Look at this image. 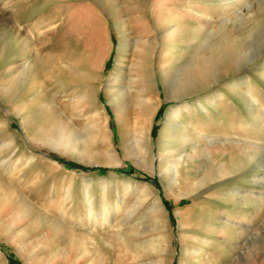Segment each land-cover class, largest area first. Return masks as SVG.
Listing matches in <instances>:
<instances>
[{
    "label": "rangeland",
    "instance_id": "rangeland-1",
    "mask_svg": "<svg viewBox=\"0 0 264 264\" xmlns=\"http://www.w3.org/2000/svg\"><path fill=\"white\" fill-rule=\"evenodd\" d=\"M0 264H264V0H0Z\"/></svg>",
    "mask_w": 264,
    "mask_h": 264
},
{
    "label": "bare ground",
    "instance_id": "bare-ground-1",
    "mask_svg": "<svg viewBox=\"0 0 264 264\" xmlns=\"http://www.w3.org/2000/svg\"><path fill=\"white\" fill-rule=\"evenodd\" d=\"M19 79H16L15 81H17ZM253 98H255V96L253 95ZM173 112V111H172ZM179 111H175L173 112V116L174 117H178ZM177 121V120H176ZM49 130H47L48 132V136L46 139H43L42 141L47 142L49 144H51L52 147L54 148H58L60 150L75 154L76 156L80 157V158H85V159H91L94 158V154L97 153V150H95L91 145L88 146V144L85 143V141H82L81 136H79V134H77L75 131L72 130V128H70L68 125L66 124H52L50 127H48ZM142 129V128H141ZM153 131V130H152ZM173 131V130H172ZM181 131V130H180ZM184 131V130H183ZM58 136V138H57ZM148 134L145 133V131L142 130H138V131H132L131 132V139H130V143L134 146L135 150H141V148H139V143H141L142 141L145 140V137H147ZM150 136V135H149ZM200 136V135H199ZM150 138V137H149ZM184 140H188V139H184ZM212 143V142H211ZM133 149V150H134ZM105 153H107V155L111 158H116L115 154H114V150L113 149H106ZM186 154V153H185ZM139 156V155H138ZM166 157V156H165ZM168 157V156H167ZM178 157L180 159L183 158V155L180 154L178 155ZM172 160V159H171ZM179 161H171V162H167L164 165V170L165 172H171L172 170L175 169L174 165L179 164ZM172 163V164H171ZM175 171V170H174ZM164 172V173H165ZM132 180V179H131ZM126 182V181H125ZM121 186V185H120ZM102 195L104 197V194L107 193L108 187L106 184H102ZM125 187H123L124 189ZM126 195L125 197H121L120 201L119 200H115L113 207L115 208H110L109 205H107L106 203H103V207L101 209V212L99 214V219L98 220H94V219H87L86 221L83 219H80L79 222H77V224H80L81 222H86L88 224V226L90 228H96V227H100V228H104L106 227L107 224L111 225L113 222H115L118 218L115 217V215H118V213H120V207L119 204L120 203H124L128 200H126L128 198V193L132 192V187L130 185L126 186ZM86 194V193H85ZM137 194V193H136ZM87 195V204L90 208H92L93 206V201H92V196L90 194H86ZM136 196V195H135ZM139 196V195H138ZM140 196L142 197V195L140 194ZM137 197V196H136ZM137 200V199H136ZM140 202V201H139ZM133 206V205H132ZM117 208V209H116ZM89 212V211H88ZM129 211H127L128 213ZM131 214V213H130ZM125 218V217H124ZM73 219V218H72ZM76 219V218H75ZM123 219V218H122ZM121 223V222H120ZM81 225V224H80ZM125 225V224H124ZM112 226V225H111ZM128 226V225H127ZM119 229V228H118Z\"/></svg>",
    "mask_w": 264,
    "mask_h": 264
}]
</instances>
